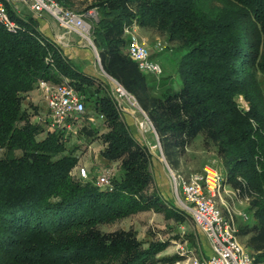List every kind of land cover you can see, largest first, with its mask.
Masks as SVG:
<instances>
[{"label":"trees","instance_id":"trees-1","mask_svg":"<svg viewBox=\"0 0 264 264\" xmlns=\"http://www.w3.org/2000/svg\"><path fill=\"white\" fill-rule=\"evenodd\" d=\"M56 1L72 8L74 0ZM93 8L100 13L92 40L103 71L145 111L168 164L198 136L214 149L228 183L251 197L253 226L240 231L253 232L247 249L264 264V0H96L85 10ZM132 20L183 52L178 90L154 93L146 73L127 55L124 28ZM17 21L16 33L0 26V264L181 259L178 253L157 259L168 240L144 242L132 228L100 229L150 209L181 217L151 188L152 155L118 110L107 78L83 73L33 17ZM64 78L89 114L103 116L105 132L90 124L77 131L87 130L88 144L100 140L101 159L118 164L110 187L71 175L78 162L76 148L66 146L71 133L48 131L38 120L44 117L23 107L39 81ZM239 96L248 111L239 108Z\"/></svg>","mask_w":264,"mask_h":264},{"label":"built area","instance_id":"built-area-1","mask_svg":"<svg viewBox=\"0 0 264 264\" xmlns=\"http://www.w3.org/2000/svg\"><path fill=\"white\" fill-rule=\"evenodd\" d=\"M25 10H29L38 18L45 15L50 17L63 30V33L58 35L56 44L62 42L66 33L77 34L93 50L96 62L100 65L98 52L92 40V25L85 21V14L62 6L56 0H0V26L8 32L16 33L19 30L17 19H24ZM95 12V9H90L86 14L95 19ZM139 29L136 20H132L124 28L127 39L125 51L140 71L159 79L163 74V68L152 59L146 43L139 38ZM166 48V44L158 40L153 49L156 53H161ZM101 71L111 83V95L118 110L132 115L137 130L144 137H152L153 143L145 142V145L149 152L153 149H158L160 152L174 206L190 217L194 228L199 230L210 244L211 252L208 256H204L194 254L191 249L188 251L183 241L184 243L176 246L177 253L182 258L170 264H258L255 255L238 238L235 216L242 215L246 219L247 215L231 210L224 197L237 199L240 203L248 198L246 196L242 198L239 188H230L224 174L213 163L204 166L201 172H190L186 175L171 168L162 153L158 136L145 111L138 105L133 95L109 77L102 68ZM37 89L47 109L46 117L41 119L39 117L38 120L46 123L48 131L64 130L75 133L76 125L85 113V104L69 80L64 78L60 83L41 80ZM236 101L241 110H249L248 103L242 96ZM99 118L102 119L103 116L99 115ZM74 174L76 173L72 171L71 175ZM76 176L82 180L92 178L85 167H79ZM112 176V171L106 168L96 175L93 179L94 184L98 187H110ZM223 210L226 211L227 216L223 215Z\"/></svg>","mask_w":264,"mask_h":264},{"label":"rangeland","instance_id":"rangeland-1","mask_svg":"<svg viewBox=\"0 0 264 264\" xmlns=\"http://www.w3.org/2000/svg\"><path fill=\"white\" fill-rule=\"evenodd\" d=\"M96 0H74L72 9L75 11L85 14V21L91 24L93 27L98 22L100 18V13L95 8V19H92L86 13V8L90 4ZM146 34V33H145ZM159 35V34H158ZM159 41L166 44L167 48L161 52L155 54L152 59L158 62L161 67L163 68V74L158 79L160 85H163L157 91L156 94H160L167 88H171L173 90H178L180 87V78L177 72V65L178 61L181 58L183 52L181 50L176 49L175 44L169 43L168 40L163 35H159ZM97 50V49H96ZM104 77V76H103ZM42 99V98H41ZM42 108H36L35 112L34 108L27 107L31 112L36 113V115H41V117H46L47 109L45 104L41 106ZM89 114V111L85 107V113L79 119V123L76 127L77 133H71L66 146L69 149L76 148L74 151V156L78 158V162L76 165L75 170L73 173L75 176L77 175V171L79 167H85L90 176L95 179L96 172H101L102 170L108 168L112 171L113 175L116 176L118 174V164L117 163H106L104 160L101 159L98 154V149L100 147V142L98 140L93 141L89 144L87 141V130L81 131V134H78V131L82 129L83 126H87L86 117ZM78 130V131H77ZM80 132V131H79ZM153 153L156 154V157L162 162V157L158 149H153ZM176 162L172 165L168 164L171 168L179 171L182 174H188L190 172H201L203 167L213 163L215 166L218 167V159L216 158V154L212 147L204 146L202 136L196 137L185 149L184 151L177 152L176 155ZM153 161L151 163V172L153 171ZM164 171L166 173L165 166L163 164ZM167 174V173H166ZM224 174V173H223ZM153 176V175H152ZM226 178V182L228 183L227 176L224 174ZM155 180L152 179L151 181V188L157 190V185L154 182ZM230 188H234L232 183H228ZM158 191V190H157ZM159 192V191H158ZM161 195V204L163 203L164 206L170 208V206H174V200L170 191V188H166L163 193L159 192ZM242 198L246 196L248 199H245L244 202L240 203L237 199L225 198L226 203L229 205L231 210H235L236 212H242L247 215V218L244 219L242 215L235 216V222L238 228V238L240 242L245 245L246 248H249V239L254 235L253 232L247 234H241V228L246 229V231H250L251 227L253 226V216L251 214L250 202L251 197L246 192H242ZM174 212L181 217V220H176L174 217L168 218L165 217L163 211H157L156 209H150L146 211L138 212L134 215H131L125 219L117 221L114 224H103L100 225V229L105 232L113 231L116 229H129L132 228L136 231L137 237L144 242L147 241H156V240H169L174 239L175 242L173 246H177V244L184 243L183 241L186 239L188 241L187 248L188 251L190 249L194 252V254L199 255V248L196 244L190 243V236L189 234L192 233L194 230V225L189 216L181 213L176 207L174 206ZM223 215L227 216L226 211L223 210ZM172 245V243H170ZM170 245V246H171ZM192 245V246H191ZM195 245V246H194ZM249 250H251L249 248ZM168 253L170 255L176 254L178 252L177 248L174 247L168 249ZM177 251V252H176ZM182 258V257H181Z\"/></svg>","mask_w":264,"mask_h":264},{"label":"crops","instance_id":"crops-1","mask_svg":"<svg viewBox=\"0 0 264 264\" xmlns=\"http://www.w3.org/2000/svg\"><path fill=\"white\" fill-rule=\"evenodd\" d=\"M24 13H25V16L33 17L37 21L38 29L40 30V32L47 38L53 40L54 42L56 41L58 35L63 33V30L60 29L50 17L45 15V16L38 18L34 14H32L29 10H25ZM138 36L142 41L146 43V46L149 48L152 54V57L155 54H157L153 49L155 42L159 40V35L157 33L149 29H146V28H140L138 32ZM57 44L61 48L64 56L70 61H72L74 64H76L82 70L83 73H85L86 75L92 76V77H96V78L103 77V74L101 71L102 67L96 62L93 50L86 43H84L77 34L66 33L62 42L57 43ZM146 77L149 81V85L153 87L154 93L155 91H157L159 88L163 86V85H160L161 82L159 83L158 79H156L153 75L146 74ZM43 104L44 103L41 99L40 91L38 89H34L30 91L29 93H27L25 95V99L23 100V107H31V108L33 107L34 109L36 108L41 109L42 108L41 106ZM125 114H126V119L130 123L138 140L144 144L145 142L148 144H152L153 143L152 137L151 136L144 137L137 130L136 125L134 123V118L132 117V115L129 113H125ZM86 119H87V124H90L96 127L99 131V134L105 132L106 130L105 126L103 125L102 120L96 114L91 113ZM98 141L100 142V140ZM89 147H90V144L88 148ZM102 148H103V145L100 142L98 154H100V151L102 150ZM150 154L152 155V161L154 162L153 163L154 173L152 174L153 175L152 179L155 180L154 182L157 185V190L163 193V191L166 190L167 187L169 188L168 176L164 171L163 164L156 157V154L153 153L152 151L150 152ZM98 173L99 172H96L95 174L97 175ZM194 230L195 231H192V233L189 234L190 243L191 244L194 243L195 245L197 244L199 248V253L203 254L204 256H208L211 252L209 242L199 230L195 228ZM168 241L170 242L167 248L157 256V259L170 255L168 253L169 248L174 247L176 249V247L173 246L175 240L169 239ZM184 241H185V246L187 248L186 244L188 243V241H186V239ZM170 243H172V245ZM151 264H170V263L154 262Z\"/></svg>","mask_w":264,"mask_h":264}]
</instances>
